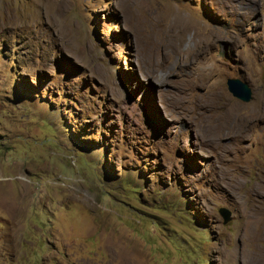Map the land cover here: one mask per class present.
<instances>
[{
  "label": "rangeland",
  "instance_id": "374dc122",
  "mask_svg": "<svg viewBox=\"0 0 264 264\" xmlns=\"http://www.w3.org/2000/svg\"><path fill=\"white\" fill-rule=\"evenodd\" d=\"M263 78L264 0H0V264H264Z\"/></svg>",
  "mask_w": 264,
  "mask_h": 264
},
{
  "label": "water",
  "instance_id": "95a60500",
  "mask_svg": "<svg viewBox=\"0 0 264 264\" xmlns=\"http://www.w3.org/2000/svg\"><path fill=\"white\" fill-rule=\"evenodd\" d=\"M225 85L227 92L238 101L242 103L250 101L251 91L246 83L235 78H227L225 80ZM217 213L221 217L223 224L230 220V212L227 209L221 207L217 210Z\"/></svg>",
  "mask_w": 264,
  "mask_h": 264
}]
</instances>
